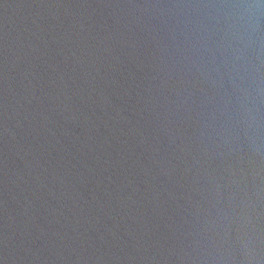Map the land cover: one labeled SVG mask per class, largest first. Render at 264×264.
Instances as JSON below:
<instances>
[{
    "label": "water",
    "instance_id": "obj_1",
    "mask_svg": "<svg viewBox=\"0 0 264 264\" xmlns=\"http://www.w3.org/2000/svg\"><path fill=\"white\" fill-rule=\"evenodd\" d=\"M0 264H264V0H0Z\"/></svg>",
    "mask_w": 264,
    "mask_h": 264
}]
</instances>
